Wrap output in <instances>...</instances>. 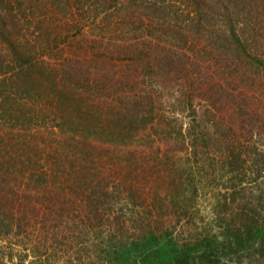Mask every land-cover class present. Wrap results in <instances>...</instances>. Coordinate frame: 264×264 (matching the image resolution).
<instances>
[{
  "label": "trees",
  "instance_id": "trees-1",
  "mask_svg": "<svg viewBox=\"0 0 264 264\" xmlns=\"http://www.w3.org/2000/svg\"><path fill=\"white\" fill-rule=\"evenodd\" d=\"M0 264H264V0H0Z\"/></svg>",
  "mask_w": 264,
  "mask_h": 264
}]
</instances>
